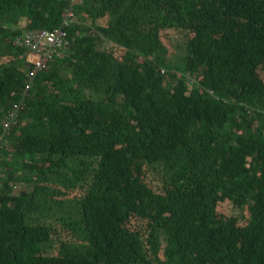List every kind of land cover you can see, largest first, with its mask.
<instances>
[{
  "label": "trees",
  "instance_id": "obj_1",
  "mask_svg": "<svg viewBox=\"0 0 264 264\" xmlns=\"http://www.w3.org/2000/svg\"><path fill=\"white\" fill-rule=\"evenodd\" d=\"M70 5L0 0V264H264V0Z\"/></svg>",
  "mask_w": 264,
  "mask_h": 264
},
{
  "label": "built area",
  "instance_id": "obj_2",
  "mask_svg": "<svg viewBox=\"0 0 264 264\" xmlns=\"http://www.w3.org/2000/svg\"><path fill=\"white\" fill-rule=\"evenodd\" d=\"M81 2L82 0H71V5L65 15L64 25L76 20V6ZM17 44L28 49L29 61L35 65L36 69L32 73V77H36L39 72L48 70L51 63L62 55V50L68 44V35L63 31V28L55 31H33L21 37ZM19 116L20 110L11 113L8 121L5 122L7 131L18 124ZM4 136L5 134L0 139V149L4 146Z\"/></svg>",
  "mask_w": 264,
  "mask_h": 264
},
{
  "label": "rangeland",
  "instance_id": "obj_3",
  "mask_svg": "<svg viewBox=\"0 0 264 264\" xmlns=\"http://www.w3.org/2000/svg\"><path fill=\"white\" fill-rule=\"evenodd\" d=\"M170 41V42H169ZM167 42H169V43H171V46H168L169 47V49H170V51H172L173 50V48H174V41H172L171 40V38L169 37L168 39H167ZM168 43V44H169ZM172 46H173V48H172ZM56 61V60H55ZM55 61H53V62H55ZM52 62V63H53ZM50 190H48V192L50 193L51 191L53 192V194L55 193L53 190H52V188H49ZM234 213H235V211H234ZM219 214H221V215H224V216H228V215H231V214H233V212H232V203L230 202V201H228V200H226L225 202H223V203H221L220 205H219ZM250 214H251V211L250 210H246V216H247V218H249L250 217ZM146 224H147V221L146 220H139L138 218H133V219H131V221H130V223H129V228L130 229H134L135 228V230H139V231H143V229L145 228V226H146Z\"/></svg>",
  "mask_w": 264,
  "mask_h": 264
},
{
  "label": "bare ground",
  "instance_id": "obj_4",
  "mask_svg": "<svg viewBox=\"0 0 264 264\" xmlns=\"http://www.w3.org/2000/svg\"><path fill=\"white\" fill-rule=\"evenodd\" d=\"M10 131V130H9ZM3 148V147H2Z\"/></svg>",
  "mask_w": 264,
  "mask_h": 264
}]
</instances>
